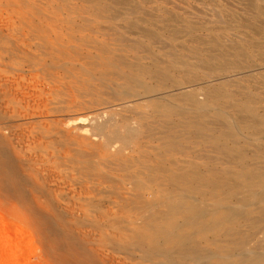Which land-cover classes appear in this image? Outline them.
Segmentation results:
<instances>
[{"label":"bare ground","instance_id":"obj_1","mask_svg":"<svg viewBox=\"0 0 264 264\" xmlns=\"http://www.w3.org/2000/svg\"><path fill=\"white\" fill-rule=\"evenodd\" d=\"M18 1L17 0H0V5L1 4H4L5 6L11 5V7L15 8V6H17L18 4ZM86 1L88 3L89 8L90 7H93L95 9L100 8V11L103 10L104 13L105 11L107 13V10L113 11L116 7L121 8L119 6H125V8L131 11L132 15L135 14V12H137L140 9L139 5H137L136 3H132L129 0H119V1L118 0H112V1L111 0H86ZM244 1L249 10V15L245 18V22H246L245 24L250 29V32L248 33L239 32V34H237V38L234 40L226 41L225 39H227V37L225 35H222L223 33H221L222 28L226 30L227 27H229L230 25L236 26V24H238V20L236 16L234 15L231 16V22H229L228 25L226 24L225 27H220V26L213 25V24L211 25L206 22L200 23V22L192 21L178 14H172L170 12L166 13L165 11L162 10L163 13L158 12V13L153 14V18L149 21L142 19V18H138V17L133 19L129 16H125V18L122 19L123 25H125V27L127 28L125 29L129 31L133 36L132 38L125 39L126 37L124 38V36L121 35L119 36V42H122L123 45L131 49V52H133L132 53L133 54L132 57L134 59L133 61L125 60L126 58L124 57L123 54H116L115 52L113 53L112 48H109V47L105 48V46L103 47L102 50L97 49L101 51L95 53L94 55H92L91 53L85 55L87 56V58L85 59H88L86 61L87 62L86 65H90V66L92 65V67L93 65L94 67L96 66L95 69L97 72V77L95 78V80L100 81V83L103 85V88L108 87L113 92V96L115 94L118 97V99H115L116 101L118 100V102L115 104L116 106L115 108H111L106 111L108 113L107 114L108 116H106L107 118H105L106 120L98 121V122L95 121L97 127L95 128V132L92 133V136L93 135L95 137L97 136L96 138H98L99 140L102 139L100 141L101 144L102 142H104L102 145L94 141L85 142V139L87 138L85 136L87 130H85V128H81L82 127L81 125L82 124L84 125L85 119H86L85 122H87L88 120L87 118L84 117L85 119H83L78 114L77 116L79 117H77L75 121H73L71 120V118H68L71 115L67 116V118L69 119V124L71 121H73V123L77 125L76 130H79V132L77 133L76 139L74 140L77 146L83 147L86 145V146H89L90 148V150L87 151V155H85V152L81 153L80 150H77L78 153L73 151L74 153H72L71 156L66 155V157L70 158L78 166L76 170L79 171L80 169L83 168V169H87L88 171L95 172L94 169L97 166L93 165L92 163L93 160L91 161V159L96 154L95 155L93 154L95 153V151H99L100 149H102L104 150L103 154L106 156V159H108L110 156H112V154L107 153V151L109 149V145H112L111 142L113 139L115 140L116 138H118L119 142L122 141V143L127 144L129 141L131 142L133 140H136V141L138 139L140 140V138L138 137L143 131L145 132V136L147 135L146 134L147 132L149 134L147 135V137L157 142L154 148H152L151 146V150L149 151L140 150L139 152L137 151L135 152V153H138L137 157H135V155L134 157L126 156V158L123 160L120 157V155L122 153L121 149L124 150V148L120 147L121 144L118 145V148L119 147L120 148L117 149L116 152L115 151L114 152L116 153L115 154V156H117L116 158L120 159L119 160L120 162L116 161V165L118 164L117 162H119L117 169L121 170L122 172L116 175V178L114 177L115 175H113V177L112 176L108 177V175L110 176L111 174H106L105 172L100 173L101 171L99 172V170L96 174L98 175V177L99 176L101 177V174H103V176L107 175L106 177L102 176L103 179L102 177L101 178L99 177V179H102L105 181L104 178L106 179L108 178L107 182L111 181L110 182L111 184L109 185V187H110V192L112 193V196L106 199L105 201L107 202L110 208L112 207V208L117 209L116 211H110L108 213H105L104 215H101L100 213L101 216L99 217H101L102 220L101 218L99 220H101V222L105 221V223H103L105 225L107 222L111 225L110 228L106 227V230H108L110 233L113 232L111 233L112 235L109 236L111 237L110 239L114 240L116 244L122 246V248L125 247L126 253L127 251L131 249L139 253L138 255L139 259L136 263L134 262L135 264H264V0H244ZM20 2L24 3V0L23 1L21 0ZM29 3L27 5H29ZM32 9L36 10L35 8H32ZM41 9H44V8H41ZM128 10L125 9L126 12ZM218 10L220 11V9ZM21 11L22 10H20V12ZM50 11L52 12V10ZM155 11H156V8H155ZM35 12H37V10ZM119 12L118 14L115 13L116 15L113 13L115 18L117 15L121 16L122 12L121 13ZM31 13L29 12V14ZM49 15H51V13ZM120 16H117V17H120ZM17 17L19 18V15ZM29 17L31 18V16ZM37 18L39 17L37 16ZM113 20H114L113 16L109 18L108 22L111 24V26H108V27H110L109 29L115 31V30H118L120 27L117 29V26H116L117 24H115ZM84 21L85 19L83 18V22ZM38 22L41 23V21H38ZM67 24L70 25L71 23L67 22ZM73 25L75 26L76 24H73ZM83 26L85 27V25ZM121 27L124 28L123 26ZM57 28H58L57 25H55L54 30H56ZM99 28H102V27H99ZM103 28H106V27H103ZM30 30H32V28ZM48 30L46 31L48 32ZM104 30L102 31L105 32ZM37 31L39 32L40 30H37ZM44 31L45 30H43V33ZM58 31L59 30H57V32ZM127 31H124V32H126L127 35L130 34ZM115 33H118V32H115ZM48 37L50 38V36ZM69 37L70 38L72 37L71 34ZM56 39L54 42H57ZM80 40L83 41V39H79V41ZM59 41L62 42V39ZM74 41L78 42V39ZM61 42L59 43L62 44ZM87 42L86 44H84L85 46H87V44L90 43V42L89 43ZM91 42H93L94 44V40ZM82 43H84V41ZM105 43L106 42H104V44ZM56 45H58V43ZM97 45L100 46L101 44H97ZM36 46L38 45L36 44ZM64 46L66 45L64 44ZM64 46H62V48ZM82 46L83 45H80V47ZM125 46L123 47L127 48ZM71 47H74V46L72 45ZM88 47L91 48L90 46ZM62 50H65V49L63 48ZM0 51H1V48H0ZM125 51L126 50H124V52ZM118 52H119V49H118ZM20 53L22 52L20 51ZM71 53H73L74 55V57L73 56L69 57V59L71 58L70 59L71 61H73L72 58H78V60H83V59H79L78 55L81 56L79 52L73 51ZM141 53H143V55H140ZM83 56L84 55H82V57ZM145 58L148 60V62H144L142 60V59L145 60ZM55 60L57 61L58 59L54 58V62L56 63ZM54 62L52 63L54 64ZM74 62L75 61H73L72 63ZM78 64L79 63H75V65H78ZM84 64L85 63H83V65ZM44 65H46L47 67V64H44ZM56 65H57L56 67L58 68V62L56 63ZM69 68L71 69V67ZM39 69L41 70L42 68H39ZM95 69H94V72H92L90 69H87V70L85 69V70H86L87 75H90L91 77L94 78V76H96ZM14 71H17V70L15 69ZM21 73H23V71ZM3 80H5L4 77H3ZM88 80H90V77ZM9 82L10 81H8V83ZM84 82H85V79H84ZM5 83H7V81ZM9 85L11 84L9 83ZM14 86L16 87V85ZM78 86H81V85H78ZM10 87L11 86H9V88ZM9 88L8 90H10ZM12 88L13 87H11V90H13ZM21 88L18 89L20 90V92H21ZM26 88L27 87H25L23 90H27ZM86 89L89 90V88H86ZM18 90H17V94H18ZM89 91H92V90H89ZM89 91L83 95L89 94ZM8 92L12 93L13 91H8ZM91 93L89 95H91ZM98 94H101V93L98 92ZM13 95H14V92H13ZM78 96L82 97V95L81 96L78 95ZM113 96L112 98L114 99L115 97ZM107 99H109V97ZM102 101H105V100L102 99ZM102 101H101V104H103ZM110 102L111 100L108 103L106 101L107 104H110ZM88 105H91V104L89 103ZM93 105H96V104L93 103L92 106ZM131 106L134 107L135 110L138 112L137 118L136 117L130 118V117H127L125 115L118 113V111L123 110L127 107H131ZM72 107L73 106L69 108H72ZM75 108L73 107V109ZM15 110L17 109L15 108ZM98 110H100L101 112L100 108ZM126 110H127L126 113H128L129 109H126ZM121 112H124V111H121ZM32 113L34 114L35 112H32ZM129 113L131 114L130 111ZM38 114H40V112ZM93 114L95 117L94 120H97L96 118L97 116H95V113H92V116ZM104 114L106 113L104 112ZM100 115L102 116L103 114H100ZM46 117L48 118V116ZM67 118H65L64 120L65 122ZM7 120L8 119H6V122ZM67 124H64V126ZM69 126L72 127L75 125L70 124ZM69 126H67V128ZM155 127H158V131L157 132L155 131L154 133L152 130L153 128L155 129ZM50 131L52 130L50 129ZM150 131H152V133ZM4 136L5 135H3L2 137ZM44 138L46 139V137ZM62 138L65 139V137H63V134H62ZM7 140L4 139V143L5 141L9 143L10 141L9 137ZM70 143L67 144L66 148H68ZM117 143L118 142H116V145ZM60 144H63V143H60ZM128 146H127L128 148L127 150H130L129 149L130 146L129 147ZM80 147H77V148H80ZM146 149H148V146ZM1 151H0V166L2 165V162L8 164L9 161L14 160V159L13 160L5 159L7 158L6 154L8 153H4V151H2L5 154L3 155ZM7 151L8 149L6 150V152ZM48 157L50 158V156ZM54 158H52L51 156L50 159H54ZM94 158H96V156ZM4 159L6 160V162L3 161ZM96 159L98 160V158ZM28 162L31 163V161H28ZM28 162L25 163L27 167L22 163V166H25L24 169L26 168L28 169L29 164H30ZM15 163L14 165L17 166V164ZM55 163L57 162L55 161ZM57 164H60V162ZM38 165L40 167V165H42V161ZM32 166H31V169L29 168L30 170L28 169V171H32ZM100 166H102V164H100ZM39 167L36 168V170H38ZM22 168L23 167H21V169ZM113 168H115V166ZM33 169H35V167H33ZM108 169L109 168H107V170ZM17 170L19 171V169ZM52 170H49V172ZM42 171L43 170H41L40 172L42 173ZM1 172L3 173V169H1ZM13 172L11 171V174ZM115 172H119V171H115ZM22 173H23V177H25L26 179V175L24 174V172ZM11 174L9 177L6 175L3 183L6 182L10 186L13 185V187H17L19 185V181H21L20 183H22L23 178L19 180L17 179V177L15 178V175L13 174H12L13 177H11ZM15 174L17 176L20 174L18 178H21L20 176L22 174L20 173V171H19V174L18 173H15ZM37 174L39 175V173ZM86 176H89V175L86 174ZM109 178L111 179L114 178V179L110 180ZM3 183H0V184L3 185ZM98 183L99 181L97 180V183L95 181L94 183L95 185L94 184L93 185L96 186ZM8 185L6 184V187ZM30 186L28 187L30 188ZM1 187H4V186H1ZM13 187H12V190L15 189ZM29 188H28V191H29ZM43 188L45 187L43 186ZM81 188H83L84 190V186ZM2 189L4 190V188ZM9 189L11 188H8V190ZM16 190L17 189H15V191ZM90 191H91V188H90ZM31 192L32 191L30 190V193ZM81 192H84V191H80V193ZM33 193L36 194L37 192H33ZM84 193L86 194V192ZM90 193L92 194V192ZM17 194L19 193L17 192ZM44 194L48 195L47 193H44ZM36 197H39V196H36ZM42 197H44V195H42ZM50 199L52 200L51 197L49 198V200ZM56 202L58 203V201ZM44 203H48V202L44 201ZM90 206L92 207L95 205L90 204ZM31 207H34V206H31ZM48 210L50 211L51 209H48ZM53 210L54 209L51 210L52 213L54 212ZM40 211L41 212L39 213H42L44 215L46 213L45 218L42 217L43 215L38 213L39 215H41L40 217L43 218V221L44 223H46V225L51 224V223L53 224L56 223L58 225V223L56 222L57 218L56 220H54L55 218H53L54 217L53 214L55 213L52 214L50 212H45L47 210H45L44 211L45 213H43L42 209H40ZM66 215L68 214L66 213ZM56 216L58 217V215ZM40 219L38 222L42 220ZM58 221L60 220L58 219ZM42 222H41V225L44 224ZM97 224L99 225V223H95V225ZM50 226L48 225L47 227H49L50 229ZM101 226L103 225H100L99 227L101 228ZM96 227L97 226H95V230L97 231V228L99 229V227L97 228ZM100 231L102 232L103 228L102 230H99L98 232L101 233ZM57 233L55 232L53 234L56 235ZM103 234L102 236L99 235V239H104L103 237L105 235L103 236ZM62 236L63 235H61V238ZM106 237L107 235L105 236V239ZM67 239H68V236H67ZM67 239L65 240L67 241ZM71 239H75V238H70V240ZM72 241L73 240H71L69 243L63 242L64 244L62 245H64V247L63 246L62 247L64 248V252L68 251L73 261L75 262L83 261L82 263L85 262L84 264H86L88 262L86 259H84L86 258V256H84L81 252H79L80 250L78 247L79 246L78 243L80 244L79 240H77L78 243L77 241L76 243ZM114 241H108V242L111 244H115ZM86 247L83 248L84 251L82 250L80 251H82L83 253H87L88 251L85 252V250H87ZM77 248L79 250H77ZM80 248H82V246ZM85 255H89V254H85ZM90 258L92 259V257ZM90 261L91 260H89L87 264H91Z\"/></svg>","mask_w":264,"mask_h":264},{"label":"rangeland","instance_id":"obj_2","mask_svg":"<svg viewBox=\"0 0 264 264\" xmlns=\"http://www.w3.org/2000/svg\"><path fill=\"white\" fill-rule=\"evenodd\" d=\"M20 1L21 0H19L18 4H17V6L18 5L19 6L18 7L15 6V8L11 7V5L5 6L4 4H1L3 7L0 5V10L2 11V12L0 11V16H1L0 17V48H1L0 64L2 62L1 66L3 65L2 67L0 66V87L2 88V89L0 88V119H1L0 120V135H1L0 136V140H1L0 141V151L2 150V151H4V153H8V154H6L7 158H5V159H7V160H13L14 159L13 161H9V163H11L13 165H11L9 163L6 164V163L2 162V165L5 164L4 166L7 167V165H8V167L6 168L2 165L0 166V183H3L8 172H9V174L7 176L8 177L10 176L11 171L12 172L15 171L12 173L13 175H15V178L17 177V179H19V180H21L23 178L22 183H20L21 181H19V185L17 187H13V185L10 186L6 182H4L3 185L0 184V264H84L85 262L82 263L83 261L82 262L80 261L81 263L73 261L69 252L68 251L64 252V248H63L64 245H62V244L66 243V242L69 243L71 240H73L74 243H76V241L79 240L80 244L77 241V243L79 245V246L78 245L77 246L82 251H84L83 248L87 246L86 247L87 250H85V252L88 251L89 253L88 252L83 253L78 248H77V250H79V252H81L84 256H86V258H84V257L83 258L86 259L88 262H89V260H91L90 261L91 264H93V263L94 264H135L139 259V256H138L139 253L137 251L132 250V249L129 250V248H128L129 251H127V253L128 254L133 253V254H131L132 256L129 254L130 255V257H129V255L125 252L126 251L125 247H124L125 248V250H124V248H122V246L117 245L114 240L110 239L111 237H109V236H111L112 235L111 233H113V232L110 233L108 230H106V227L110 228L111 225L107 222L106 225H108V224L109 225L106 226L105 224H103V223H105V221L101 222L102 218L99 216L104 215L105 213H108L110 211H116L117 209L112 208V207L110 208L108 206L107 202L105 201L106 199H108L109 197L112 196V193L110 192V187H109V185L111 184L110 183L111 181L107 182L108 178L107 179L104 178L105 181L107 182L106 183L102 179H103V177H106L107 175L103 176V174H101V177L102 176L103 177H102V179H99L100 176L98 177V175H96V174L99 170V172L101 171L100 173L105 172L106 174H111L110 176L108 175V177H111V176L113 177V175H115L114 177L116 178V175H118L119 173L122 172L121 170L117 169V166L120 162L119 161L120 159H117L116 158L117 156H115V154H116L115 152L117 149H119L120 147L124 148V150L121 149L122 153L120 155V157L123 160L126 158V156L127 157L128 156L134 157V155H135V157H137L138 153H135L137 151L139 152L140 150H143V151L151 150V146H152V148H154V146H156L157 142L149 139V137H147V135H149L147 132H146L147 135L145 136V132H143V131H142L143 134L141 133L140 136L138 137V138H140V140L139 139L137 141L133 140L131 142L129 141L128 142L129 144L127 143L130 147L127 144L122 143L121 140H120L121 142H119L118 138H116L115 140L113 139L114 141L112 140L111 143H112V145L114 143V145L113 146L109 145V149L107 148L108 149L107 153L112 154V156H110L108 159H106V156L103 154L104 150H102V149H100L99 151H95V153L93 154V155L96 154L95 156H96V158H98V160H97L96 158H94L95 157L94 156L91 159V161L93 160L92 161L93 165L97 166V167L94 166L96 169V170L94 169L95 172L88 171L87 169H83V168L80 169L79 171L76 170L78 168V166L70 158L66 157V155L71 156V154L74 152H77V150H80L81 153L85 152V155H87V151H89L90 148H89V146H86V145L83 147L77 146V144L74 140L76 139V136H77V133L79 132V130H76L77 125L75 123H73V121H75V119L79 116H81L83 119L87 118L88 119L87 122H85V120H86L85 119L84 125L83 124L81 125L82 126L81 128H85V130H87L86 135H85L87 138L85 139V142L94 141L96 143H100V141L102 139L99 140L98 138H96L97 136L96 137L94 135L92 136V133L95 132V128L97 127L95 121L98 122V121L106 120L105 118H107L106 116H108L107 115L108 113L106 111L111 109V108H115L116 107L115 104L118 102V100L117 101L115 100V99H118V97L115 94L113 96V92L108 87L103 88V85L100 83V81L95 80V78L97 77V72L95 69L96 66L94 67V65H93V67L95 69V75L96 76H94V78H93L90 75H87V73H86L87 69H90L92 72H94V69H93L92 65L91 66L86 65V63H87L86 61L88 59H85V58H87V56H85V55L90 54V53L92 55H94L95 53L101 51L103 49V47L105 46V48L106 47L112 48L113 53L115 52L116 54H123L124 57L126 58L125 60L133 61L134 60L132 57L133 52H131V49L129 47L123 45L122 42H119V36H121V35H123L124 38L126 37L125 39L132 38V36H133L129 31L126 30L127 28L125 27V25H123L122 19L125 18V16H129L133 19L138 17V18H142V19L149 21L153 18V14L158 13V12L161 13L162 10L165 11L166 13L170 12L172 14H178V15L185 17V18H188L192 21H196V22H200V23L206 22V23H209L211 25L213 24V25H217L220 27H225L226 24L228 25V23L231 22V16L234 15V16H236V18L238 20V24H236V26L230 25L229 27H227L226 30L224 28L221 29V33H223L222 35H225L227 37V39H225L226 41L234 40L237 38V34H239V32L240 33L241 32H243V33L250 32V29L245 24L246 23L245 18L249 15V10L246 6V3L244 0H129L130 2L136 3L137 5L140 6L139 7L140 11L138 10L137 12H135V14L132 15L131 11H129L127 8H125V6H119L121 8L116 7L113 10L114 12L107 10V13L105 11V13H106L105 14L103 10L100 11V8H97V9H95L93 7L89 8L86 0H64V2H63V0L62 1L61 0H59V1L58 0H50V1L48 0V2H47V0H45L46 2L43 0H34L36 2H34L33 0H31V1L26 0V2H25V0H24V3L20 2ZM29 2H31V3H29ZM49 2L52 4H50ZM28 3H29V5H27ZM23 5L25 6V8ZM50 5H51V7H50ZM28 6H30V7H28ZM63 7H65V8H63ZM32 8H35L37 10V12H35L36 10H33ZM41 8H44V9H41ZM91 8H93V9H91ZM124 8L128 11L126 12ZM155 8H156V11H155ZM19 9L22 11L20 12ZM47 9H48V11H47ZM60 9H61V11H60ZM121 9H122V11H121ZM141 9H142V11H141ZM218 9H220V11ZM50 10H52V12ZM45 11H46V13H45ZM117 11L118 12L120 11L119 13L122 12V14H121V16L117 15L120 17L116 16V18H115L113 13L118 14ZM29 12L30 13L32 12V13L29 14ZM40 12H42V13H40ZM165 12H164V14H165ZM36 13H37V15H36ZM50 13H51V15H49ZM99 13H101V14H99ZM39 14H40V16H39ZM42 14H44V15H42ZM18 15H19V18L17 17ZM45 15H47V16H45ZM52 15H54V16H52ZM29 16H31V18ZM37 16L39 18H37ZM98 16H100V17H98ZM107 16H109V17H107ZM112 16L114 18L113 22L115 24H117L116 25L117 29L120 27L118 30H115V31L109 29L110 27H108V26H111V24L108 21H109V18ZM23 17H24V19H23ZM50 18H52V19H50ZM83 18L85 19L84 22H83ZM3 20H5V21H3ZM121 20H122V22H121ZM22 21H23V23H22ZM38 21H41V23H39ZM54 22H56V23H54ZM67 22L71 23V24L69 25V24H67ZM11 23H12V25H11ZM72 23L76 24V25L74 26ZM36 25L38 26V28ZM55 25H57V27H58L56 30H54ZM83 25H85V27ZM67 26H69V27H67ZM76 26L79 29H77ZM121 26H123L124 28H122ZM99 27H102V28H99ZM103 27H106L107 29L103 28ZM31 28L34 31L30 30ZM73 28L74 29L76 28V29L74 30ZM37 30H40V31L38 32ZM43 30H45L44 31L45 34L43 33ZM46 30H48V32ZM57 30H59V31L57 32ZM102 30H104L105 32H103ZM119 31H121V32H119ZM124 31H127L130 34L127 35L126 32H124ZM40 32H41V34H40ZM73 32H74V34H73ZM115 32H118V33H115ZM90 33H92V34H90ZM121 33H123V34H121ZM20 34H21V36H20ZM70 34L72 36L71 38L69 37ZM104 34H106V35H104ZM107 34H109V35H107ZM44 35H45V37H44ZM36 36H37V38H36ZM48 36H50V38ZM29 38H31V39H29ZM56 38H58V39H56ZM63 38H65V39H63ZM112 38H113V40H112ZM116 38L118 41L116 40ZM43 39H45V40H43ZM55 39L57 42H54ZM61 39H62V42L59 41ZM77 39H78V42L74 41ZM79 39H83L84 43H82L83 42L82 40H80L81 41V43H80ZM92 39L94 40V44H93V42H91V41H93ZM85 41L86 42L88 41L87 43H89V42L90 43L87 44V46H85L84 45V44H86ZM8 42H10V43H8ZM59 42H61L62 44H60ZM104 42H106V43L104 44ZM55 43L56 44L58 43V45H56ZM78 43H80V44H78ZM95 43L101 44V45L99 46ZM112 43H114V44H112ZM115 43L118 46H116ZM36 44L39 47L36 46ZM64 44L66 46H64ZM110 44H112V45H110ZM72 45L74 47H71ZM80 45H83V46L80 47ZM11 46H13V47H11ZM32 46H34V47H32ZM62 46H64L63 48L65 50H62L63 49ZM68 46H69V48H68ZM88 46H90L93 49L89 48ZM98 46L101 48H99ZM119 46H120V48H119ZM123 46L127 47L128 50H127V48H124ZM77 48H79V49H77ZM117 48L119 49V52H118ZM94 49H96V50L101 49V50L96 51ZM16 50H17V52L18 51L19 52L17 53ZM124 50H126V51L124 52ZM20 51L22 53H20ZM73 51L79 52L81 54V56L78 55L79 59H83V60H78V58H72V60L75 61L74 63H72L73 61H71L70 60L71 58L69 59V57H71V56L74 57L73 53H71ZM62 52H64V53H62ZM7 53H9V54H7ZM42 53H44V54H42ZM67 54H68V56H67ZM69 54H70V56H69ZM82 55H84V56L82 57ZM140 55H143V53H141ZM129 57H131V58H129ZM54 58L59 60V61L55 60L56 63L58 62V68L56 67L57 65L54 62ZM142 60L144 62H148V60L146 58H145V60L144 59H142ZM51 61L54 62V64ZM66 61H68L69 63ZM75 63H79L80 65L79 64L75 65ZM83 63H85L84 64L85 66L83 65ZM44 64H47V67ZM59 64L61 67L59 66ZM9 66H11V67H9ZM69 67H71V69ZM37 68L39 71L37 70ZM39 68H42V69L40 70ZM15 69L17 71H14ZM21 70L23 71V73H21L22 72ZM19 71H21V72H19ZM27 71H29V72H27ZM77 73H79V74H77ZM1 77H2V79H1ZM3 77L7 81V83H5L6 81L3 80ZM89 77H90V80H88ZM84 79H85V82H84ZM8 81H10L9 83L11 85H9ZM1 83H3V84H1ZM18 83L19 84L21 83L22 85L21 84L19 85ZM84 83L86 85L88 84L90 87L88 85L86 86ZM14 85H16V87ZM78 85H81V86H78ZM91 85H93V86H91ZM9 86L13 87L12 88L13 90H11V87L9 88ZM7 87L10 90H8ZM25 87H27L26 88L27 90H23ZM44 87H45V89H44ZM20 88H21V92H20V90H18ZM86 88H89V90H92L93 92L89 91ZM97 89H99V90H97ZM17 90H18V94H17ZM8 91H13L14 95H13V92L11 93ZM88 91H89V94L91 92L93 93V94L91 93L92 96L89 94H87L88 96L83 95V94H86V92H88ZM22 92H24V93L26 92V93L24 94ZM98 92L101 94H98ZM103 94H105V95H103ZM78 95H80V96L82 95V97H79ZM106 95H108V96H106ZM97 96L100 98H98ZM112 96L115 98L113 99ZM14 97H15V99H14ZM24 97H26V98H24ZM89 97H91V98H89ZM108 97H109V99H107ZM19 98H21V99H19ZM101 98L105 101H102ZM25 99H26V101H25ZM110 100H111L110 104H107ZM22 101H23V103H22ZM62 101H64V102H62ZM86 101H88L91 105H88L89 103ZM101 101L104 105L101 104ZM106 101H107V103H106ZM3 102H5V103H3ZM29 103H30V105H29ZM93 103L96 105L92 106ZM71 106H73L74 108L76 106V108L75 109H73V107L69 108ZM103 107L105 108V110ZM2 108H4V109H2ZM15 108L17 110H15ZM99 108L101 109V112H100V110H98ZM106 108H108V109H106ZM126 109H129L128 113H126V111H127ZM13 111L14 112L16 111V112L14 113ZM57 111H58V113H57ZM85 111L88 113H86ZM121 111H124V112H121ZM129 111L131 112V114L129 113ZM32 112H35V113L33 114ZM39 112H40V114H38ZM99 112H100V114H103V115L101 116L99 114ZM104 112L106 114H104ZM41 113H43V114H41ZM92 113H95V116H97L96 117L97 120H94L95 117H94V114L92 116ZM118 113L125 115L127 117H130V118H135V117L137 118V116H138V112L132 106L127 107L123 110H120V111H118ZM78 114H79V116H77ZM60 115H61V117H60ZM69 115H71V116H69ZM73 115H74V117H73ZM86 115H87V117H86ZM139 115H140V113H139ZM46 116H48V118ZM67 116H69L68 118H71V120H73V121L70 120L71 121L70 124H73L75 126H72V127L69 126L70 124H69V119L67 118ZM89 116H91V117H89ZM118 117H116V118H118ZM65 118H67L66 122L64 121ZM6 119H8L7 122H6ZM49 121H50V123H49ZM64 124H67V125L64 126ZM67 126H69V127L67 128ZM27 128H29V129H27ZM50 129L52 131H50ZM4 130L6 133L4 132ZM1 131H3V132H1ZM152 131L154 133H155V131L157 132L158 127H155V129L153 128ZM152 131H150V132L152 133ZM3 133H5V134H3ZM17 133H18V135H17ZM2 134L5 136L2 137L3 136ZM19 134H20V136H19ZM39 134L43 137H41ZM62 134H63V137H65V139L62 138ZM33 136L34 137L36 136V137L34 138ZM8 137L10 139L9 143H7ZM22 137H24V138H22ZM44 137H46V139ZM89 138H90V140H89ZM94 138H95V140H94ZM4 139L7 140V142L5 141V143H4ZM20 139H21V141H20ZM16 140H17V142H16ZM22 140H24L25 142ZM65 140H66V142H65ZM97 140H99V141H97ZM116 140H118V141H116ZM115 141L118 142L117 145H116ZM10 143H11V145H10ZM60 143H63V144H60ZM65 143H66V145H65ZM69 143L71 146L69 145L68 148H66L67 144H69ZM72 143H73V145H72ZM103 143L104 142H102V144ZM102 144L100 143V145H102ZM118 145H120L119 148H118ZM126 145L129 147L130 150H127L128 148ZM62 146H64V147H62ZM110 146L112 149L110 148ZM147 146H148V149H146ZM9 147H10V149H9ZM77 147H80V148H77ZM7 149H8V151L6 152ZM42 150H44V151H42ZM133 150H134V152H133ZM54 151H56V152H54ZM4 153H3V155H5ZM49 153H50V155H49ZM21 154H23V155H21ZM45 154H46V156H45ZM55 155H57V156H55ZM60 155L62 158L60 157ZM11 156H13V157H11ZM48 156H50V158H51V156H52V158H54V157L55 158L50 159ZM64 156L68 159H66ZM32 158L35 161H33ZM41 158H42V160H41ZM44 158L46 159V161ZM5 159L3 161L6 162ZM49 160H50V162H49ZM28 161H31V163ZM41 161H42L43 166L40 165V167H39L38 164H40ZM55 161L57 163L60 162V164L62 166L60 164L55 163ZM104 161H106V162H104ZM116 161H119V162H117L118 163L117 165H116ZM13 162L14 163L16 162L15 164H17V166L14 165ZM27 162L31 164V165L29 164L28 169L29 168L31 169V166L34 164L32 166V171H28L27 168L24 169L25 166L27 167V165L25 164ZM22 163L25 166H22ZM44 164L47 167H45ZM100 164H102V166L106 165L107 167L104 166V167H106V168H104V167L100 166ZM41 166H42V168H41ZM114 166H115V168H113ZM2 167H4V168H2ZM18 167H20V168H18ZM21 167H23V168L21 169ZM33 167H35V169H33ZM38 167H39V169L36 170V168H38ZM107 168H109L110 170L109 169L107 170ZM1 169H3V173L1 172ZM17 169H19L20 173L22 174L20 176L21 178H18V176L20 174H19V171ZM40 169L43 170L42 173L40 172L41 171ZM49 170H52V171L49 172ZM103 170H105V171H103ZM36 171H37V173H39V175L36 173ZM115 171H119V172H115ZM22 172H24V174L26 175V179H25V177H23ZM15 173H18L19 175L17 176ZM32 173H34V174H32ZM12 174H11V177H13ZM27 174L29 177L27 176ZM86 174H88L89 176H86ZM93 175L94 176L96 175L98 177V179L96 176L94 177ZM45 177L48 179H46ZM87 177H88V179H87ZM35 178L37 181L35 180ZM109 179L112 180L114 178H112V179L109 178ZM97 180L99 181V183L96 185L97 186L96 187V186H94L95 185L94 183H95V181L97 183ZM5 183L8 185L7 187H6ZM1 186H4V187H1ZM28 186H30V188ZM43 186L45 188H43ZM83 186H84V190H83V188H81ZM12 187L17 189L16 191L19 194L21 193L20 194L21 196L19 194H17L15 189H13L14 190V192H13ZM25 187H26V189H25ZM2 188H4V190ZM8 188H11V189L8 190ZM28 188H29V191H28ZM38 188H40V189H38ZM90 188H91V191H90ZM85 189H86V191H85ZM30 190L32 191L31 193H30ZM104 190H105V192H104ZM25 191H27L28 194ZM80 191H84V192H86V194L84 192L80 193ZM33 192H37V193L35 194ZM75 192L78 194H76ZM90 192H92V194ZM108 192H110L111 194ZM44 193H47L48 195H46ZM33 195H35V196H33ZM42 195H44V197H42ZM36 196H39V197H36ZM16 197L19 199H17ZM48 197L49 198L51 197L52 200L51 199L49 200ZM20 198H22V199H20ZM36 198H38V199H36ZM19 200H20V202H19ZM42 200H44L45 202H48V203H44V201H42ZM56 201H58V203ZM18 202L20 205L18 204ZM15 203H17V204H15ZM36 203H38V204H36ZM48 204L49 205L51 204V205L49 206ZM90 204L95 205V206L91 207ZM43 205H44V207H43ZM47 205H48V207H47ZM79 205H80V207H79ZM31 206H34L35 208L31 207ZM29 207H30V209H29ZM39 207H40V209L43 210L42 211L43 213H45V212L52 213L51 210L54 209L53 213H55V214H53V213L52 214L54 216L53 218H55L54 220H56V218H57L56 222L58 223V225L56 223L55 224H53V223L48 224L49 226L52 225V226H50V229H49V227H47L48 225H46V223H44V221H43V218H45L46 213H45V215L42 213H39V212H41ZM31 208H33V209H31ZM48 209H51V210L49 211ZM45 210H47V211H45ZM65 212L68 215H66ZM38 213L43 215L42 216L43 218H41L40 217L41 215H39ZM100 213H101V215H100ZM56 215H58L59 218ZM36 216H37V218H36ZM100 218H101V220H99ZM39 219L41 220L40 222H38ZM58 219L60 221H58ZM91 221L92 222L94 221V222L92 223ZM98 221H100L102 224ZM41 222L44 223L46 226L44 224L41 225ZM95 223H99V225L98 224L95 225ZM94 225L97 227H99L100 225H103L104 227L101 226V228L99 227V229L96 227L97 228V231H96ZM54 226H55V228H54ZM52 228H54V229H52ZM102 228H103L102 232L105 234H103L101 231H100L101 233L98 232L99 230H102ZM91 229H93V230H91ZM111 231H113V230H111ZM55 232L56 233L58 232L57 234L60 236H58L57 234H56L57 236L55 234H53ZM108 233H110V234H108ZM64 234H65V236H64ZM102 234H103V236L107 235L108 238L106 237V239H105V236H104L103 237L104 239H99V235L102 236ZM61 235H63L62 238H61ZM67 236H68V239H67ZM70 238H75L77 240H75V239L70 240ZM65 239H67V241ZM107 239H108V241H114L115 244L109 243L107 241ZM64 241H66V242H64ZM81 246H82V248H80ZM85 254H89V255H85ZM90 257H92V259Z\"/></svg>","mask_w":264,"mask_h":264}]
</instances>
